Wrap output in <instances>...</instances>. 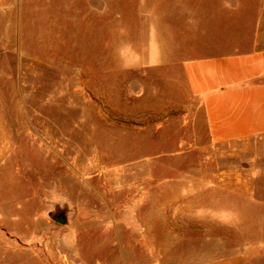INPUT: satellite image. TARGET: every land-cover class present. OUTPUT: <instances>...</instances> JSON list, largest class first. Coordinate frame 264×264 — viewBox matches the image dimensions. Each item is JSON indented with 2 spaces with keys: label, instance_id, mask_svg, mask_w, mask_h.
<instances>
[{
  "label": "rangeland",
  "instance_id": "obj_1",
  "mask_svg": "<svg viewBox=\"0 0 264 264\" xmlns=\"http://www.w3.org/2000/svg\"><path fill=\"white\" fill-rule=\"evenodd\" d=\"M185 8L194 57L264 51V0H0V264H264V137L210 141Z\"/></svg>",
  "mask_w": 264,
  "mask_h": 264
},
{
  "label": "crops",
  "instance_id": "obj_2",
  "mask_svg": "<svg viewBox=\"0 0 264 264\" xmlns=\"http://www.w3.org/2000/svg\"><path fill=\"white\" fill-rule=\"evenodd\" d=\"M181 16L170 31L173 50L179 51L172 55L181 56V72L199 103L210 141L231 144L264 137V51L194 57L198 23L189 8ZM161 55L157 48L155 56Z\"/></svg>",
  "mask_w": 264,
  "mask_h": 264
},
{
  "label": "water",
  "instance_id": "obj_3",
  "mask_svg": "<svg viewBox=\"0 0 264 264\" xmlns=\"http://www.w3.org/2000/svg\"><path fill=\"white\" fill-rule=\"evenodd\" d=\"M55 220H57L58 222H63L64 221V219L62 218L61 215L56 217Z\"/></svg>",
  "mask_w": 264,
  "mask_h": 264
}]
</instances>
